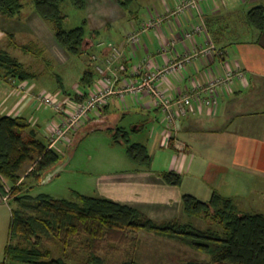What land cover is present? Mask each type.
Segmentation results:
<instances>
[{
    "label": "crops",
    "instance_id": "obj_1",
    "mask_svg": "<svg viewBox=\"0 0 264 264\" xmlns=\"http://www.w3.org/2000/svg\"><path fill=\"white\" fill-rule=\"evenodd\" d=\"M183 1H166L162 11L139 20L137 25H133L129 31L126 30L128 32H118V38H99L97 30L94 29L92 36H87L86 41L87 48L94 47V82L90 91L81 86L74 92L88 91L89 95L102 85L103 76L96 70L98 61L93 59V55L97 54L100 62L105 61L111 54L110 43L119 45L124 50L123 59L128 70L121 73L116 82L117 87H122L125 82L140 81L145 72L162 67L179 58L184 52L213 40L217 49L223 51L222 56L215 53L196 57L185 70L169 75L159 85L167 95L176 97L199 83L208 82L211 76L224 73L228 65L245 69L247 75L244 79L236 80L230 88H220L217 105L207 106L201 101H195L188 114L180 116L177 125H170L161 106L151 95L128 93L122 98L114 94L101 109L91 113L88 121L95 119L97 123H106L110 117L109 111L113 107L121 106L123 112L139 110L147 116V121L150 119L153 122V130L147 139L153 158L151 167L112 172L125 174L128 179L133 180L131 187H118L122 191L121 195L129 198L131 196L128 189L139 188V207L147 213L151 212V217L165 220L181 214L188 215L183 210L184 194H192L203 201H209L215 192L231 198L241 212L255 211L252 207L254 203L263 205L261 211L256 212L264 214V42L255 41L258 33L261 34L262 41L264 31L259 32L247 21L248 10L256 5H264V0H202V14L195 7L174 13ZM237 7H243V10ZM235 10H239L238 14L243 18V33L247 37L228 46V38L221 32V21L225 14L235 15ZM163 14H171V17L160 25L143 31L139 42L128 43V35L140 30L144 21ZM32 18L38 22L37 17ZM201 23H205L207 30L194 37L186 36L187 32ZM6 34L11 39L10 46L15 45V32ZM251 34L252 36H248ZM172 41L175 45L171 44L166 50L162 49ZM39 42L43 45L42 40ZM145 61L151 62V65L147 66ZM34 83L36 84L35 81ZM34 88H38V84L33 85ZM65 96L67 95L61 97ZM37 104L39 103L35 100L25 97V93H16L13 80L0 77V116L10 114L30 121L36 115ZM143 124L140 123L136 129H142ZM29 130L30 128L24 134L34 131ZM47 135L48 132L46 138ZM142 143L148 145L146 142ZM171 170L181 175L179 185L168 183L161 174ZM113 197L111 199H119L114 195ZM118 202L127 203L120 199ZM245 204L252 205V208L244 210ZM7 212L12 219V207L0 193V263L5 259L9 242L5 235L7 238L10 228L7 234L4 226ZM136 235L138 239L135 257L139 264H159L156 259H160V256L155 254L159 249L149 242L156 243L161 239L175 245V250L163 252L177 253L178 261L183 260L187 252L196 250L177 239L151 231L140 230ZM116 248L119 249V246ZM166 261L161 264H166ZM183 262L184 260L180 264Z\"/></svg>",
    "mask_w": 264,
    "mask_h": 264
},
{
    "label": "trees",
    "instance_id": "obj_2",
    "mask_svg": "<svg viewBox=\"0 0 264 264\" xmlns=\"http://www.w3.org/2000/svg\"><path fill=\"white\" fill-rule=\"evenodd\" d=\"M33 1L37 13L52 24L57 40L70 53L81 54L87 49V21L67 29L64 26L67 14L63 10L69 2L78 9H84L86 0ZM120 2L127 6L132 0ZM22 8L23 0H0V13L4 16L18 17ZM247 21L262 33L264 5L250 8ZM31 43L33 41L22 48L26 52L39 50L40 44ZM35 76L18 58L0 47V77L26 82ZM94 78L95 70L87 69L81 84L89 87ZM62 93L81 101L89 92L71 93L63 89ZM30 126V121L22 116H0V193L3 198H12L15 203L12 206L5 259L0 264H69L64 256L55 257L53 250L46 246V241L63 249H69L80 241L88 251L87 264H106V258L98 253L103 244L113 248L130 240L137 243V239L129 238V235L140 230L177 239L211 256V260L206 262L189 260L181 264H264V214L241 212L231 198L218 192L209 201L184 194L183 210L189 216L210 220L221 230L203 229L178 219L157 222L134 206L77 191L76 200L55 198L48 194L33 196L24 192L25 176L41 180L61 161V155L38 139L35 131L24 134ZM108 130L116 142L127 143L128 154L137 165L151 167L153 158L146 144H130L129 132L123 127H108ZM28 161L32 162V168L23 176L22 167ZM161 174L170 184L181 183L182 177L177 171H164ZM121 264L139 263L131 255Z\"/></svg>",
    "mask_w": 264,
    "mask_h": 264
},
{
    "label": "rangeland",
    "instance_id": "obj_3",
    "mask_svg": "<svg viewBox=\"0 0 264 264\" xmlns=\"http://www.w3.org/2000/svg\"><path fill=\"white\" fill-rule=\"evenodd\" d=\"M166 1L173 0H132L127 6L122 5L120 0H86L84 9H78L69 2L63 7L64 12L67 14L64 26L67 29H71L83 25L86 20V36H92L95 29L99 38L105 39L112 36L118 38L116 37L118 32H128L129 28L131 29L133 25L139 23V20L142 21L147 16L162 11ZM237 8L243 10V7ZM238 12L239 10H235L233 12L235 15L228 14V16L225 14L222 16L221 32L225 38H228L226 39L228 40V46L234 45L235 41L247 37V34L244 35L243 33L245 23ZM32 17H37L38 22ZM10 32H15L16 34L14 39L16 43L13 46H10L11 39L6 34ZM35 36L42 40L44 46ZM248 36H252V34ZM260 38L261 34L258 33L255 41L264 42V37L262 41ZM32 41L35 44H40L38 46L39 50L24 51L22 46ZM0 47L8 50L10 54L24 63L28 71L36 74L31 79L32 81L27 83L28 86L31 84L32 93L44 92L50 96L62 98L63 89L71 93L81 86L89 91L91 90L90 86L87 88L81 84V78L87 69H94V61L92 60L94 47L87 48L81 54L70 53L55 37L52 24L37 13L33 0H23L22 14L16 18H9L0 13ZM97 76L98 74L96 78ZM33 81L38 84V88L33 89V85H36L35 83L33 84ZM16 93H23V91L16 88ZM37 107L36 115L30 118L31 126L29 131H36L38 139L50 144L49 137L46 138V133L48 132L49 134L53 123L62 120L63 116L42 103L37 104ZM123 110L121 106L113 107L108 113L110 117L106 123H100V121L97 123L95 119L90 120L72 131L65 139L57 142L54 150L61 155V161L47 172L41 180H36L32 176H25L32 168V162H26L21 171L22 175L25 176L24 192H28L33 196L48 194L55 198L68 200L77 199L75 191L100 197H107L110 194V198H114V195L120 200H125L127 203L124 204L140 209L157 222L178 219L181 222L193 224L203 229L213 228L221 230L220 226L212 224L210 220L194 216L190 217L181 214L177 215L176 218L172 219L170 217V219L165 220H157L151 217V212L147 213L139 207V188L128 189V193L131 196L129 198L121 195L122 191L118 187L122 185L127 186V188L131 187L130 184L133 183V180L128 179L125 174L120 175L112 172L148 168L139 166L132 160L127 151V143L124 141L116 142L108 127L119 126L127 130L130 144L134 142L147 143L150 131L153 130V122L150 119L147 121V116L143 115L139 110L128 112H123ZM120 116L122 118L119 119ZM140 123H144L141 125L142 129H136ZM147 144L149 153H151V146H149V143ZM119 199L113 200L118 201ZM7 202L11 207L15 204L12 198ZM251 206L249 204L243 205L244 210L255 208V211L250 212L261 211V207L263 208V205L256 203ZM10 223L11 217L7 212L6 225H4L7 229V234ZM137 233L138 231L130 232L129 238L138 239ZM8 238L9 235H7V238L5 235L7 241ZM158 241L149 243L159 249L155 253L160 256V259H156L159 264L161 262L164 263L165 260H167L166 264H180L183 260L184 262L189 260L201 262L211 260L209 254L192 250L191 253H186L183 260L178 261L177 253L170 252L169 254L168 252H163L164 250H175L173 248L175 245H171V242L166 239ZM45 243L47 247L53 250L55 257L64 256L69 264H86L88 251L83 247L82 242L78 241L69 249L60 248L49 241ZM136 244V242L130 240L119 246V249H114L116 247L110 248L107 244H103L98 253L106 258V264H121L131 255L136 256Z\"/></svg>",
    "mask_w": 264,
    "mask_h": 264
},
{
    "label": "built area",
    "instance_id": "obj_4",
    "mask_svg": "<svg viewBox=\"0 0 264 264\" xmlns=\"http://www.w3.org/2000/svg\"><path fill=\"white\" fill-rule=\"evenodd\" d=\"M202 0H184L174 13L184 12L188 8L195 7L200 14ZM171 14L157 15L142 23L140 30L134 31L128 35L129 44L140 41L141 33L150 28L160 25L163 21L170 18ZM207 30L205 23L196 25L192 31L186 33L187 37H194L197 33ZM175 45V42H169L162 49L166 50L168 45ZM110 56L101 61L97 54L93 59L97 60L96 70L103 76L102 85L95 91L91 92L84 100H76L70 96L57 97L50 96L44 92H31V88L25 82L13 80L14 86L25 93V97L31 98L42 103L54 111L60 113L63 119L53 123L48 134L49 147L54 148L57 142L65 139L72 131L81 127L91 118V113L101 109L114 94L124 98L126 94L147 93L153 97L155 102L161 106L165 113V119L170 125H177L180 116L188 114L195 101H201L207 106H215L218 103V96L221 87L230 88L236 80H242L246 77L245 69L228 65L224 73L213 75L208 82L199 83L192 89L171 97L161 89L159 82L173 73L185 70L194 58L218 53L223 55L222 50H218L215 42L209 40L206 45L194 48L191 51L184 52L179 58L171 60L162 67L145 72L140 81L125 82L122 87H117V80L121 73L128 70L127 63L124 61V50L119 46L110 43ZM147 66L151 62L145 61ZM6 201L8 197L4 198Z\"/></svg>",
    "mask_w": 264,
    "mask_h": 264
}]
</instances>
